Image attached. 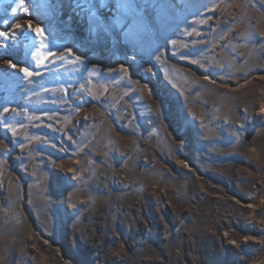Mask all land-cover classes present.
I'll return each instance as SVG.
<instances>
[{
  "label": "rangeland",
  "instance_id": "1",
  "mask_svg": "<svg viewBox=\"0 0 264 264\" xmlns=\"http://www.w3.org/2000/svg\"><path fill=\"white\" fill-rule=\"evenodd\" d=\"M147 2L0 0V264H264V0Z\"/></svg>",
  "mask_w": 264,
  "mask_h": 264
},
{
  "label": "snow or ice",
  "instance_id": "2",
  "mask_svg": "<svg viewBox=\"0 0 264 264\" xmlns=\"http://www.w3.org/2000/svg\"><path fill=\"white\" fill-rule=\"evenodd\" d=\"M17 7L12 8L13 14L17 13V10L19 8L20 11H22L25 14L29 13V8L24 6V0H17ZM74 9H79L80 12L86 13L87 17L89 19L90 24L93 22H96L99 20V17L97 13H99L103 8L108 6V0H74V4L72 5ZM116 9L118 11L123 10L126 15L118 20V23L123 24L124 22L131 21L133 25L137 23H143L145 19V14L147 12V9L149 7V4L147 0H116ZM4 24H8V21L5 20ZM16 27L19 29L21 25L17 24ZM29 29L34 31L36 35L41 37V47L47 48L48 45L43 43L44 40L47 39V36L44 33V30L40 28L39 26L33 27L32 23L30 22L27 26ZM0 38H3L5 40L9 39V34L0 30ZM69 55H72V51L69 50ZM55 55L54 53L49 52L47 56L39 57V54L37 53V67L44 66V61L48 59V57ZM60 59H64L63 56L60 57ZM77 61L80 60V57H76ZM10 67L13 69L16 68L15 64H10ZM20 71L24 74L25 77H32L33 72L30 71L27 67L20 68ZM4 111H7L5 109ZM13 131H15L13 129Z\"/></svg>",
  "mask_w": 264,
  "mask_h": 264
},
{
  "label": "bare ground",
  "instance_id": "3",
  "mask_svg": "<svg viewBox=\"0 0 264 264\" xmlns=\"http://www.w3.org/2000/svg\"><path fill=\"white\" fill-rule=\"evenodd\" d=\"M170 4H172L174 7H177V6H190L191 4H192V2H191V0H170V2H169ZM106 62L108 63V61L106 60ZM119 66H122V64H118V67ZM210 79H213L212 77L210 78ZM209 79V80H210ZM148 88H149V85H148ZM191 118H192V115H191V113L188 111L187 113H186V119L187 120H191ZM189 130V128H187V129H185V131H184V139H187V131ZM187 160V159H186ZM186 163L188 164V166L190 167L191 166V163L190 162H188V161H186Z\"/></svg>",
  "mask_w": 264,
  "mask_h": 264
},
{
  "label": "built area",
  "instance_id": "4",
  "mask_svg": "<svg viewBox=\"0 0 264 264\" xmlns=\"http://www.w3.org/2000/svg\"><path fill=\"white\" fill-rule=\"evenodd\" d=\"M119 182H121L122 183V181L120 180Z\"/></svg>",
  "mask_w": 264,
  "mask_h": 264
}]
</instances>
